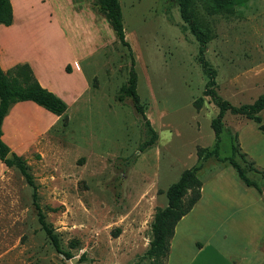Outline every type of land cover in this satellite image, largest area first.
<instances>
[{
	"label": "rangeland",
	"instance_id": "374dc122",
	"mask_svg": "<svg viewBox=\"0 0 264 264\" xmlns=\"http://www.w3.org/2000/svg\"><path fill=\"white\" fill-rule=\"evenodd\" d=\"M69 1L45 0L41 9L48 14ZM76 1L101 19L92 45L82 26L68 34L75 54L89 58L82 64L88 88L76 103H66V124L60 119L24 158L44 221L76 261L52 247L38 222L32 187L12 167L0 168V264H153L146 251L154 212L166 206L165 191L180 174L198 166L205 199L222 190L229 196L224 210L205 223L208 232L222 226L216 238L223 235L231 248L249 240V264H261L264 203H257L256 190L243 185L229 164L197 157L199 150L214 148L210 123L218 108L203 97L209 77L178 0H119L125 40L135 60L136 92L157 134L144 151L139 148L149 136L143 119L130 98L118 100L127 85L128 52L94 0ZM188 6L207 36L203 57L213 72L212 91L235 107L253 104L264 95V0H245L222 11L213 0H188ZM24 39L16 44L15 37L8 38L22 54L64 58L57 32L47 21L33 24ZM199 97L203 104L197 110L193 103ZM259 116L264 121V109ZM254 130L262 134L245 117L225 113L218 157L232 156L236 136L247 160L261 171L246 176L263 198L264 141L251 137ZM239 204L249 205L248 231L237 220L245 210ZM172 252L178 255L175 247Z\"/></svg>",
	"mask_w": 264,
	"mask_h": 264
},
{
	"label": "crops",
	"instance_id": "0c3cea01",
	"mask_svg": "<svg viewBox=\"0 0 264 264\" xmlns=\"http://www.w3.org/2000/svg\"><path fill=\"white\" fill-rule=\"evenodd\" d=\"M9 1L12 7L13 20L9 26L0 24V69L7 73L17 64H27L42 88L60 98L65 104L76 103L88 88L82 64L89 58L75 54L76 46L73 45L69 35H72L74 30H78L79 26H82L85 31L83 36H86L87 43L92 45L97 39V31L95 30L98 21L101 19L96 17L87 6H78L76 0H70L65 5L61 4L54 12L51 10L48 14L45 13L44 9H41L45 0ZM41 20L47 21L54 27L62 45L64 58L22 54L11 44V40H8V38L15 37L16 44L25 42L23 38L27 35L28 28ZM66 68H68V72ZM59 120L60 117L49 113L31 101L12 104L1 124V140L10 150L8 155L11 157L13 153L23 159L29 157L39 138L44 136ZM251 137L256 142L264 141V133L259 134L255 130ZM240 149L243 151L242 148ZM0 168L7 169L2 162H0ZM204 186L201 182L199 200L175 225L169 245V256L165 264H211L214 255L216 256L215 264H249V240H246L242 247L234 246L231 248L223 235L218 239L216 238L222 226L217 225L215 231L208 232L210 226L208 229L205 223L214 214L224 210L220 211L225 208L223 203L228 202L229 196L221 189V192L214 194L212 200L205 199ZM243 190L248 192V190ZM262 195L263 193L260 194L256 190L255 199L257 203H264ZM244 202L249 203V201ZM241 206L245 207V210L238 214L237 220L244 222L246 231H248L249 205ZM226 218L228 216H224L222 222ZM201 231L205 232L201 234ZM199 235L204 236L201 241H197ZM260 238H264V233ZM174 247L175 250H178L176 257L172 252ZM254 250L257 251L255 246H253Z\"/></svg>",
	"mask_w": 264,
	"mask_h": 264
},
{
	"label": "trees",
	"instance_id": "16d2710c",
	"mask_svg": "<svg viewBox=\"0 0 264 264\" xmlns=\"http://www.w3.org/2000/svg\"><path fill=\"white\" fill-rule=\"evenodd\" d=\"M243 1L245 0H213V7L222 11L233 5L240 4ZM178 4L180 6L182 20L187 24L189 30L199 43L198 60L202 69L209 77V82L207 83V88L203 92V97H210L213 104L218 108L217 115L210 123V127L215 138L214 148L210 151L199 150L197 152V157L202 160L214 157L221 162H226L234 169L237 178L243 185L246 187H252L261 194L262 190L256 182L250 180L246 176V172H252L259 175L261 171L255 167L253 161L247 160V155L241 151L236 136H234V143L231 147L232 156L220 159L218 157V149L223 116L225 113L245 117L247 120L255 123L257 125V129L261 133H264V121L259 116L260 111L264 109V95H261L251 105L235 107L218 97L214 91H212L213 72L210 68H208L203 57V50L204 45L207 42V36L197 26L189 9L188 0H178ZM93 6L105 19L115 35L116 40L122 47L126 48L130 57L127 85L118 95V100L122 101L125 97L130 98L135 111L143 119L149 136L139 148L140 151H144L155 143L157 134L151 127L149 120L146 118L144 108L140 103L139 96L136 92L137 74L134 69L135 60L133 58L130 45L125 40L122 11L119 0H94ZM12 20L13 15L10 1L0 0V24L9 26L12 24ZM66 69L68 72V68ZM24 101H31L35 103L49 113L60 117V119H62V123L66 124V104L60 98L56 97L54 94L39 85L27 64H17L7 73L2 72L0 69V162H2L7 168H16L24 178L25 182L32 187L33 204L42 230L48 237L55 251L66 259H71L72 256L62 249L57 234L44 221V215L37 202L36 187L30 173L28 172L25 159L18 157L13 153L10 158H7L10 150L1 140V124L10 106L14 103ZM202 104L203 98L199 97L194 101L193 106L198 110L201 108ZM234 156H237L242 164L237 162ZM199 169L200 166L184 170L180 174L179 178L166 189V206L164 208H158L154 212L151 222V240L146 251V256L151 259L153 264L166 263L169 253L170 240L173 236L175 225L192 209L194 204L200 198L201 181L197 177ZM262 180L264 182V177H262ZM118 231L119 230L116 232L118 233ZM262 264H264V262Z\"/></svg>",
	"mask_w": 264,
	"mask_h": 264
},
{
	"label": "water",
	"instance_id": "95a60500",
	"mask_svg": "<svg viewBox=\"0 0 264 264\" xmlns=\"http://www.w3.org/2000/svg\"><path fill=\"white\" fill-rule=\"evenodd\" d=\"M7 158H10V155H7ZM263 201H264V196H263ZM76 261L75 258L71 259V262L74 263Z\"/></svg>",
	"mask_w": 264,
	"mask_h": 264
}]
</instances>
